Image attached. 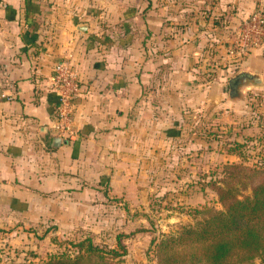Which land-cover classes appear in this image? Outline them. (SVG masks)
<instances>
[{"label":"crops","instance_id":"1","mask_svg":"<svg viewBox=\"0 0 264 264\" xmlns=\"http://www.w3.org/2000/svg\"><path fill=\"white\" fill-rule=\"evenodd\" d=\"M90 3L111 6L106 17L112 12L127 29L106 32V25L87 21ZM229 4L239 9L233 25L215 26ZM260 4L264 0H175L174 7L169 0H0V227L19 221L83 227L89 196L110 193L102 178L112 150H122L114 165L126 155L134 160L130 150L141 143L151 150L156 133L161 136L158 124L198 111L210 115L237 100L230 91L227 96L226 70L215 73L220 54L209 47L231 57L221 43L242 14ZM138 20L143 26L133 27ZM80 22L87 31L77 28ZM58 62L71 64L80 79L78 132L53 147L59 96L49 83ZM244 65L261 78L264 43ZM200 130L193 137L212 148Z\"/></svg>","mask_w":264,"mask_h":264},{"label":"rangeland","instance_id":"2","mask_svg":"<svg viewBox=\"0 0 264 264\" xmlns=\"http://www.w3.org/2000/svg\"><path fill=\"white\" fill-rule=\"evenodd\" d=\"M169 3L174 7L175 0ZM232 4L225 6L216 17L215 26L233 25L234 13L239 9ZM262 7L264 4L256 5L242 14L234 27L238 30L245 18ZM110 8L109 5L87 4L84 17L93 25H106V32H124L127 23L117 20V16L114 18L112 12L106 17ZM170 25L175 24L170 22ZM134 26H143L142 20L136 21ZM235 35L236 31L225 39L224 45L221 43L227 54L234 47ZM209 50L220 54L213 63L217 64L216 74L218 70H226V85L231 81L228 78L246 74L236 87L239 96L232 95L238 99L226 101L227 105L216 107L210 115L202 116L198 111L183 121L179 119L176 124L174 121L158 124L165 130L161 136L156 133L151 150L142 143L134 151L130 150L136 154L134 160L126 155L114 165L117 152L122 150H112L106 158L109 168L104 170L102 178L105 193H110L89 196L83 227H66L63 221L42 226L28 222L18 226L19 221L11 223L9 228L0 227V264H40L56 256L72 255L80 248L76 243L84 238H92L105 251L116 249L119 252L114 256L117 264H161L155 251L156 242L208 217L212 209H223L214 186L223 185L224 166L242 163L252 171L264 159V72L263 82H255L244 65L254 50L243 58L231 54L232 58L223 57V49L219 51L216 45H210ZM227 96L230 97L229 90ZM203 128L209 130L205 135L213 143L212 148L193 137L192 132ZM136 135L137 139L143 137L141 132ZM254 178L259 181L264 174ZM243 192L248 194L251 189ZM245 264H264V255Z\"/></svg>","mask_w":264,"mask_h":264},{"label":"trees","instance_id":"3","mask_svg":"<svg viewBox=\"0 0 264 264\" xmlns=\"http://www.w3.org/2000/svg\"><path fill=\"white\" fill-rule=\"evenodd\" d=\"M222 19V16H221ZM217 18L215 19V22ZM231 78L228 89L232 95L239 91ZM236 88V89H235ZM237 90V91H236ZM204 128L201 139H209ZM237 145H240L237 143ZM257 169L242 163L224 166L223 185L214 186L223 209H212L208 217L195 224L183 226L156 242V255L161 264H245L264 255V159ZM261 169V170H260ZM251 189L245 194L243 191ZM242 192L244 194H242ZM80 248L72 255L56 256L40 264H117L116 249L103 250L92 238L76 243Z\"/></svg>","mask_w":264,"mask_h":264},{"label":"built area","instance_id":"4","mask_svg":"<svg viewBox=\"0 0 264 264\" xmlns=\"http://www.w3.org/2000/svg\"><path fill=\"white\" fill-rule=\"evenodd\" d=\"M264 41V8L255 10L245 18L233 40L232 56L243 58ZM80 79L76 70L68 62H58L49 83V89L59 96L53 131L64 139L75 136V97L79 92Z\"/></svg>","mask_w":264,"mask_h":264},{"label":"water","instance_id":"5","mask_svg":"<svg viewBox=\"0 0 264 264\" xmlns=\"http://www.w3.org/2000/svg\"><path fill=\"white\" fill-rule=\"evenodd\" d=\"M88 24L87 22H80L78 25H77V28L81 31H87L88 30ZM251 76L254 77V80L255 82H261V78L259 77H255L254 75L251 74ZM68 142V139H64L62 138L61 136H54L52 138V146L53 147H58L60 146L62 143H67Z\"/></svg>","mask_w":264,"mask_h":264},{"label":"flooded vegetation","instance_id":"6","mask_svg":"<svg viewBox=\"0 0 264 264\" xmlns=\"http://www.w3.org/2000/svg\"><path fill=\"white\" fill-rule=\"evenodd\" d=\"M240 81H241V78H239L238 80H235V81L233 82V84L235 83V84L237 85Z\"/></svg>","mask_w":264,"mask_h":264}]
</instances>
